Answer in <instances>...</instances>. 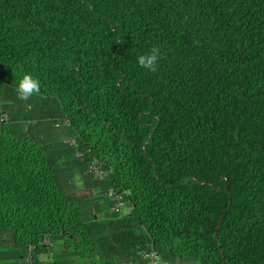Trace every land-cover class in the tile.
<instances>
[{
  "label": "trees",
  "instance_id": "trees-1",
  "mask_svg": "<svg viewBox=\"0 0 264 264\" xmlns=\"http://www.w3.org/2000/svg\"><path fill=\"white\" fill-rule=\"evenodd\" d=\"M153 46L156 71L137 60ZM23 73L43 118L69 122L96 206L85 219L39 140L1 120L0 233L18 260L48 236L83 264H145L150 249L264 264V0H0V108Z\"/></svg>",
  "mask_w": 264,
  "mask_h": 264
},
{
  "label": "rangeland",
  "instance_id": "rangeland-1",
  "mask_svg": "<svg viewBox=\"0 0 264 264\" xmlns=\"http://www.w3.org/2000/svg\"><path fill=\"white\" fill-rule=\"evenodd\" d=\"M4 82L7 84L6 80ZM10 98L4 97L1 99L3 106H8L9 109L4 110V107L3 109L2 107L0 108V122L1 120L7 122L9 115L13 114L14 118L11 121L9 120L6 125L17 134L24 136L32 135L39 140L46 158L55 165L62 192L67 195H74L75 188L80 184L79 177L82 173L80 170L82 167L81 161L72 152L71 145L65 144L66 141L71 142L73 140L71 139L69 127L65 128L63 119H44L43 117L47 113V109H42L40 99L36 95L27 101L18 99V103L14 102L12 97ZM42 110L43 113H41ZM27 111L31 112L29 116L34 117L27 116ZM92 162L98 163L95 159ZM95 196L96 194L91 197L92 199L82 196L85 219H90L89 215H93L96 206L93 202ZM129 212V209H125L122 215H128ZM14 252L15 248L11 235L9 233H0V260L2 262L9 261L8 263L13 261L12 264H14L16 259ZM191 264L199 263L192 261Z\"/></svg>",
  "mask_w": 264,
  "mask_h": 264
},
{
  "label": "built area",
  "instance_id": "built-area-1",
  "mask_svg": "<svg viewBox=\"0 0 264 264\" xmlns=\"http://www.w3.org/2000/svg\"><path fill=\"white\" fill-rule=\"evenodd\" d=\"M69 122L64 121V126L69 127ZM69 144L73 147L76 146L75 140L73 139ZM75 156L78 157L80 160H83V154L80 151L75 152ZM93 160V159H92ZM96 160V159H95ZM86 174L92 177L93 180H102L106 172L101 168V164L99 162H90L87 166ZM122 193L118 191H114L112 189L107 190L105 193V197L108 198L112 202V206L110 209L111 213H116L122 215V212L125 209H129V205L123 200ZM54 242L50 240L48 236H46L43 241L41 242V248L45 249V257L46 262H52V255L54 251ZM140 259L145 264H171L170 262L163 261L161 256L153 249H150L146 252H142L140 254ZM18 264H37V254H35V249L33 246H29L26 250L22 253ZM122 264H136L133 262H127Z\"/></svg>",
  "mask_w": 264,
  "mask_h": 264
},
{
  "label": "crops",
  "instance_id": "crops-1",
  "mask_svg": "<svg viewBox=\"0 0 264 264\" xmlns=\"http://www.w3.org/2000/svg\"><path fill=\"white\" fill-rule=\"evenodd\" d=\"M67 128V127H65ZM69 144V141H66L65 144ZM70 145V144H69ZM79 181L80 184L79 186H77L75 188V196L78 198H81L82 196L84 197H93L94 195V191L92 188H90V186H88V181H84V179L81 178V176L79 177ZM109 211H102L100 213V215L95 214L94 218H100V216H106L107 214H109ZM56 259H54L55 264H83L82 260L78 259L77 256H74L75 253L72 250H64L63 245L61 242H56L54 245V252ZM169 262L171 264H191V263H185V262H181L179 261L177 258H169ZM18 258L15 259L14 264H18ZM9 261H7V264H12L8 263ZM0 264H5V262H2L0 260ZM37 264H47L46 262V257H45V253H39L37 255Z\"/></svg>",
  "mask_w": 264,
  "mask_h": 264
},
{
  "label": "clouds",
  "instance_id": "clouds-1",
  "mask_svg": "<svg viewBox=\"0 0 264 264\" xmlns=\"http://www.w3.org/2000/svg\"><path fill=\"white\" fill-rule=\"evenodd\" d=\"M160 58L161 50L159 46H153L146 54L139 55L137 60L141 68L156 71ZM40 89L41 83L38 78L34 77L31 73H23L17 86L18 98L27 101L32 96L39 94Z\"/></svg>",
  "mask_w": 264,
  "mask_h": 264
}]
</instances>
